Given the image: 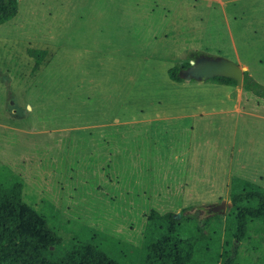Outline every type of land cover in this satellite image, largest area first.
Returning <instances> with one entry per match:
<instances>
[{
	"label": "rangeland",
	"instance_id": "obj_1",
	"mask_svg": "<svg viewBox=\"0 0 264 264\" xmlns=\"http://www.w3.org/2000/svg\"><path fill=\"white\" fill-rule=\"evenodd\" d=\"M28 50L45 53L41 65ZM200 56L234 62L264 88V0H19L0 26V165L22 173L25 200L38 202L31 176L44 177L39 163L58 151L62 189L71 162L86 180L109 161L143 164L158 212L224 214L232 179L264 187V101L169 79L174 64ZM104 140L113 154L100 151ZM249 241L241 257L262 264Z\"/></svg>",
	"mask_w": 264,
	"mask_h": 264
},
{
	"label": "trees",
	"instance_id": "obj_2",
	"mask_svg": "<svg viewBox=\"0 0 264 264\" xmlns=\"http://www.w3.org/2000/svg\"><path fill=\"white\" fill-rule=\"evenodd\" d=\"M18 7L19 0H0V26L17 15ZM28 54L36 66L45 56L38 50ZM190 62L169 68V79L185 81L178 74ZM210 81L236 86L227 78ZM242 90L248 98L264 101V88L247 71ZM103 145L104 155L113 154L107 141ZM60 146L61 150L63 143ZM61 157L58 151L55 159L39 163L44 177L31 176L34 185L42 188L38 202L25 200L22 173L0 165V264H256L241 257L238 244L250 240L252 251L264 250V187L260 184L234 178L231 206L224 214H210L203 220L181 214L175 219L173 209L160 213L149 205L143 164L130 170L126 161L117 160L116 166L109 161L99 175L86 180L83 167L71 162L74 171L65 190L52 172L60 164L54 161ZM91 189L101 196L92 197ZM252 230L257 239H251ZM259 261L264 264V254Z\"/></svg>",
	"mask_w": 264,
	"mask_h": 264
},
{
	"label": "water",
	"instance_id": "obj_3",
	"mask_svg": "<svg viewBox=\"0 0 264 264\" xmlns=\"http://www.w3.org/2000/svg\"><path fill=\"white\" fill-rule=\"evenodd\" d=\"M246 70L224 58H210L200 56L194 61L190 62V66L186 69L180 70L178 76L184 80L205 82L212 78H227L236 82L237 87H242L243 73ZM231 206V203H228ZM227 207L225 202L214 206L210 211L219 213L224 211ZM175 219H180V215H175Z\"/></svg>",
	"mask_w": 264,
	"mask_h": 264
}]
</instances>
